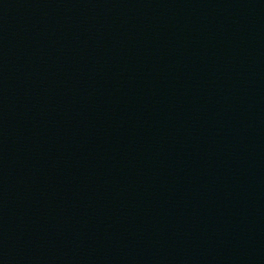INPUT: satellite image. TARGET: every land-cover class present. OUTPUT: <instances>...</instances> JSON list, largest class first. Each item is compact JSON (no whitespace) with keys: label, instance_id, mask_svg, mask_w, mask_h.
<instances>
[{"label":"water","instance_id":"95a60500","mask_svg":"<svg viewBox=\"0 0 264 264\" xmlns=\"http://www.w3.org/2000/svg\"><path fill=\"white\" fill-rule=\"evenodd\" d=\"M0 264H264V0H0Z\"/></svg>","mask_w":264,"mask_h":264}]
</instances>
